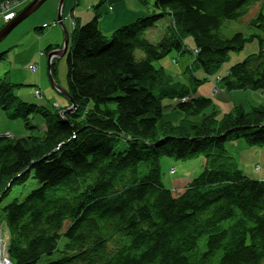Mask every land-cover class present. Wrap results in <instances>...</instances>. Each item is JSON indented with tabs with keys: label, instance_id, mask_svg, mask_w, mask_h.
<instances>
[{
	"label": "trees",
	"instance_id": "obj_1",
	"mask_svg": "<svg viewBox=\"0 0 264 264\" xmlns=\"http://www.w3.org/2000/svg\"><path fill=\"white\" fill-rule=\"evenodd\" d=\"M105 1L71 30L62 56L67 86H59L70 95L66 104L25 101L15 93L19 83L7 72L0 76V107L14 108L26 126L35 114L45 121L41 135L0 134V223L9 228L11 263L264 264V179L244 172L226 148L238 138L264 147V105H236L220 115L214 99L194 95L209 79L216 90L264 91V11L250 20L263 34L222 32L227 20L258 2L263 8L264 0H154L151 13L111 33L100 24ZM163 17L164 32L152 42L145 33ZM254 39L259 51L216 80L196 75L198 68L218 71ZM175 50L194 57L186 70L191 83L155 65ZM55 61L50 74L57 83ZM167 98L183 113L178 123L164 118ZM163 155H203V169L174 193L162 181ZM31 174L40 185L3 206ZM57 251V260L41 263Z\"/></svg>",
	"mask_w": 264,
	"mask_h": 264
},
{
	"label": "rangeland",
	"instance_id": "obj_2",
	"mask_svg": "<svg viewBox=\"0 0 264 264\" xmlns=\"http://www.w3.org/2000/svg\"><path fill=\"white\" fill-rule=\"evenodd\" d=\"M22 1L30 2V0H19V2L13 8L15 11L21 12L24 9L20 7ZM53 1L54 0H46L45 3L42 4L38 9H36L33 14H31L20 24L15 26L14 29L10 33H8V35L0 42V53L3 54L2 58L0 59V76H3L7 72V75L10 77V80L13 83H19V85L15 89V93L17 94V96L27 101L24 97H27L28 94H32L38 98L37 101L40 102V104H45L49 107H55L58 103L60 105H64L67 103L66 96L61 91H59L56 85L53 84L55 80L52 82L51 74H49V55H51V53L46 52L47 46L48 44H51V42L53 44H56V40L64 41L65 37L63 36V38L61 34L59 36V31H57L59 28L64 31L63 27L58 19L55 22L46 21L45 24H43L42 22H37L39 18H44L43 16L47 15L49 19L50 16L56 15V12H58L60 0L58 1L57 5ZM75 1L77 3V0ZM88 1L92 2L93 0ZM101 5L104 4L102 3ZM260 5L261 2H258L252 7L247 15L239 18L238 20H227L224 23L225 25L222 29L223 34H225L227 37L234 35V33L238 31L245 33V35L248 37L251 34H263L258 27H253L250 24V20L259 13V10L264 11V6L262 8V6ZM153 9L154 7L150 5V13ZM60 10L62 17L63 10L62 8ZM73 10L74 8H72L69 13L74 12ZM73 20L76 21L75 17L73 18ZM166 20L167 18L163 17V19L159 20L152 27H150L145 33L146 37L149 38L152 42L159 40L161 38L160 36L164 32ZM3 24L4 20L0 15V28ZM36 25H46V28L43 29V31H40L36 28ZM58 49H61V47ZM58 49H51L50 52L56 51ZM259 49L260 43H258V39L251 40L250 42L246 43L245 47H243L239 51L231 52L229 54L230 56L228 61L222 64V67L218 71L206 75V73L201 68H198L195 71L196 75L200 78L213 76L215 77L214 80H216L218 75L224 74L226 72V70L229 68V65L240 62L241 60L249 56L250 53L257 52L259 51ZM137 54L140 56L142 55V52L138 51ZM176 58L179 60V62L174 63L173 59ZM193 59L194 57L192 56V53L186 52V54L179 55L175 50L166 55L163 59L155 61V65L167 66V68L173 70L174 72H178L180 71V67L183 66L184 62H187V64L190 65ZM55 63L57 64L56 84L58 86H61L62 88L66 87L67 63L65 57H56ZM31 65L37 66V70L35 72L31 69ZM190 73V71L184 72L186 78ZM210 84L213 85L214 81L211 79H209L208 81L205 80L204 82H200L196 86V88L206 90L208 89ZM40 87L43 90V96L38 97L36 95V91ZM245 93V96L240 98L242 100H239V98H236V100L231 99V104L228 103L229 101H220L219 103L214 102L217 105L219 114L221 115L222 113L231 111V106L236 104L237 102H241L245 107L248 106L249 109H245L243 106H241L245 110H250L252 109L251 107L255 105H264L263 90L249 89L248 92ZM163 101L164 118L166 120L169 119L175 123H178L177 121H179V116H182L183 113L180 110L174 109L173 101L170 98L164 99ZM15 113L16 110L14 108H9L7 110L0 107V134H10V136L19 137L28 136L30 134L41 135L45 131V121L44 117H42L41 115H32L30 117V126H26L25 119L22 117V115L16 116ZM240 140H242L243 142L245 141L242 138H240ZM246 145L248 144L246 143ZM247 147H252L253 151L250 152V148H247V150L241 152V154L237 157V161L240 163L239 165L241 169L252 177H259L258 175L261 174L264 175V171L263 173H261L262 166L264 167V160L262 156V150L264 149V147L256 145H248ZM203 159V155L193 157L189 160H178L171 156H161L160 165L163 183L165 184V186L173 188L175 187L173 182L177 181L175 179H179L181 176V179L185 178L186 183L189 182L194 177L200 175L204 165ZM255 169L257 173L253 172L255 171ZM39 185V181H37L31 174L30 177L25 181V183L14 185L9 192L10 194L3 198L1 204L4 206L7 203L12 202V200L14 199L22 201L30 191H32L34 188H37ZM59 257L60 255L57 251L51 255H46L45 257H43L41 263H45L49 260H57V258Z\"/></svg>",
	"mask_w": 264,
	"mask_h": 264
},
{
	"label": "crops",
	"instance_id": "obj_3",
	"mask_svg": "<svg viewBox=\"0 0 264 264\" xmlns=\"http://www.w3.org/2000/svg\"><path fill=\"white\" fill-rule=\"evenodd\" d=\"M59 0H54L53 2L57 5ZM154 0H106L105 3H103L104 5H101L99 7V11L101 12V16H100V24H101V29H103V31L105 33H111V31L115 30L116 28L121 27V25H125V24H130L133 21H136L139 18H142V16L146 15L147 13L150 12V5L152 6ZM32 2V0H30V2L28 1H22V4L20 5V7L24 8L26 5L30 4ZM100 2V0H93L88 1V0H77V3L75 0H65L63 6H62V10H63V16H62V20L64 22V25L67 29V31H69L70 33L72 32V21L69 19V12L70 10H72V8H74L76 10V17L75 20L77 21V23L83 24L86 23L90 20V18L93 17V15L95 14V9L93 8L94 5H97ZM26 4V5H25ZM78 4V5H77ZM57 13H58V17L60 15V10H59V6H58V12H56V15H52L49 17L43 16L44 18H39L37 22H42L43 24L46 23V21H57ZM56 17V18H55ZM37 27H44L43 29L46 28V25H42V26H38ZM39 30V29H38ZM43 31V30H42ZM57 31H59L58 35L63 37H65V32L62 31V29H58ZM64 34V35H63ZM63 37V38H64ZM41 40V38H40ZM56 40V44H53L51 41V44H48V47H51V49H58L61 46L64 45V41H58ZM47 50V49H46ZM173 62L175 63V61L173 60ZM177 62H179L177 60ZM186 65V66H185ZM187 62L183 63V66L180 67V71H178L179 74V78L182 79L184 82H192V78H190V75L185 76L184 72L187 70ZM43 80V77H42ZM215 84V83H214ZM211 85L208 87V89L204 90V89H197V92L194 95H204V96H210L212 99H214L215 102L219 103L220 101H229L228 103L231 104L230 100L231 99H235L239 98V100L241 97H244L246 94L245 92H248L249 89H241V90H231V91H226L225 89L219 88L218 90L215 89V85ZM211 87V88H210ZM41 90V96H43V90L40 87ZM27 101H32V102H36V103H40L37 101V97H35L32 94H28L27 97H24ZM67 98V97H66ZM67 102H68V98H67ZM59 104V103H58ZM234 104V103H232ZM243 106L245 109H249L248 106L245 107L241 102H237L236 104L232 105L231 108L233 106ZM181 117V115L179 116V118ZM179 120V119H178ZM248 145H246L245 141L243 142L242 140H240V138L238 139H233V140H229L226 143V148L228 149V151L231 152V154L233 156H235V158L237 159V157L241 154V152H243L244 150H247V148H250V152L253 151L252 147H247ZM262 156H263V160H264V149L262 150ZM238 160V159H237ZM204 162V159H203ZM240 164V163H239ZM252 167V166H251ZM245 168V167H243ZM256 168V167H255ZM253 171V170H252ZM264 171V167L262 166L261 169V173H263ZM255 173H257L256 169L255 171H253ZM255 175V174H254ZM258 178L264 179V175H258ZM182 177V176H181ZM181 177L179 179H175L177 181H174L173 184L175 187H171L173 189L174 193H181L182 190L185 189V187L187 186V184L189 182H185V178ZM257 176H255L254 178H256ZM181 179V180H180ZM179 180V181H178ZM172 184V185H173Z\"/></svg>",
	"mask_w": 264,
	"mask_h": 264
},
{
	"label": "water",
	"instance_id": "obj_4",
	"mask_svg": "<svg viewBox=\"0 0 264 264\" xmlns=\"http://www.w3.org/2000/svg\"><path fill=\"white\" fill-rule=\"evenodd\" d=\"M46 0H34L32 3L28 4L26 7H24V9L16 16L14 17V19H12L11 21H9L2 29H0V42L8 35V33H10L15 26H17L18 24H20L23 20H25V18H27L28 16H30L31 14H33L35 12L36 9H38L42 4L45 3ZM65 0H60L59 3V10L62 8L63 3ZM58 21H60L63 30L65 32V38H64V46L61 49H58L56 51L51 52L50 57L52 56H64L67 52V49L69 47V43H70V32L67 31L64 22L62 20L61 17V10H60V15L58 17ZM50 74V73H49ZM51 79H52V75H51ZM54 80H52L53 82ZM54 85H56L55 82H53ZM57 88L60 90L59 86L56 85ZM68 99H70V95H68V93L65 90H60ZM75 108L74 105H72L69 109L65 110V112L68 111H72V109Z\"/></svg>",
	"mask_w": 264,
	"mask_h": 264
},
{
	"label": "built area",
	"instance_id": "obj_5",
	"mask_svg": "<svg viewBox=\"0 0 264 264\" xmlns=\"http://www.w3.org/2000/svg\"><path fill=\"white\" fill-rule=\"evenodd\" d=\"M18 0H12V1H3V3L0 4V15L2 16L3 20L5 22H8L17 15V12L13 9L14 6L18 3ZM74 12L69 13L68 16L70 17V20L72 21V26H75V21L73 20L74 17H76V10H73ZM54 56L50 58V61H52ZM31 69L35 72L37 70L36 65H31ZM37 95H40V91L37 92ZM190 97H182L179 99V101H188ZM9 135V134H7ZM10 236H9V228L6 225L5 222L2 221L0 223V264H12L9 254H8V242H9Z\"/></svg>",
	"mask_w": 264,
	"mask_h": 264
}]
</instances>
